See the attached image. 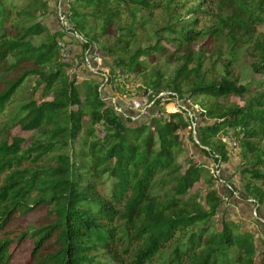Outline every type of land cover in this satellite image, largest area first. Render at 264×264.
I'll list each match as a JSON object with an SVG mask.
<instances>
[{
  "label": "trees",
  "instance_id": "obj_1",
  "mask_svg": "<svg viewBox=\"0 0 264 264\" xmlns=\"http://www.w3.org/2000/svg\"><path fill=\"white\" fill-rule=\"evenodd\" d=\"M68 1L70 31L82 35L91 20L102 24L100 34L88 31L93 39L107 37L133 7L151 13L160 6L153 0ZM41 5L46 6L42 0H0V71L16 74L0 76V116L7 128L32 131L35 137L25 152H18L19 146H0V176L5 175L0 185V264H16L26 243L31 245V264H264L252 236L241 234L234 222L223 220L217 229V204L207 210L186 199L206 170L179 162L186 150L178 131L190 125L184 112L153 118L151 127L125 122L102 96L107 83H79L67 75L58 37H50L38 20ZM166 29L172 33L168 42L180 48L203 35L187 26ZM242 29L253 31L248 24ZM43 34L48 40L36 44L34 38ZM138 34L134 25L129 36L119 34L107 47L114 57L108 84L115 85L116 75L126 72L141 77L146 91H170L185 100L182 87L194 77L188 98L199 105L203 120L214 121L199 127L202 151L220 166L229 161L221 137L239 138L252 167L241 174L249 177L246 187H253L263 202L264 57L253 67L252 84H240L231 75L208 80L199 74L200 67L188 70L186 61L164 89L150 62L171 50L158 37L156 45L136 48ZM85 41V49L93 47ZM32 78L50 101L25 96ZM250 94L242 107L219 104L222 98ZM40 208L48 211L44 220L25 225ZM132 240L140 247L130 252Z\"/></svg>",
  "mask_w": 264,
  "mask_h": 264
},
{
  "label": "rangeland",
  "instance_id": "obj_2",
  "mask_svg": "<svg viewBox=\"0 0 264 264\" xmlns=\"http://www.w3.org/2000/svg\"><path fill=\"white\" fill-rule=\"evenodd\" d=\"M153 1L160 4L156 11L149 13L136 7L131 8L129 12L125 13L124 19L110 30L107 37L93 39L92 36H87L89 30L100 34L102 29V24L93 20L87 25L85 32L81 31L83 37L85 36L91 46L104 57L105 66L110 67L114 61V57H109L107 47L114 44L119 34L129 36L131 34L128 35L129 28L135 25L139 33L136 48L156 45L155 38L158 37L164 42L162 46H167L171 50L168 54L154 56L150 62L156 74H158L156 79H159L162 85L161 88L168 89L170 82L175 78V72L183 67L186 61L189 62L188 70L200 67L199 74L206 76L208 80L219 81L221 77L231 75L237 78L240 84L253 83V67L264 57V0ZM42 2L46 6L41 5L37 14L38 20L42 22L50 37L57 36L58 40L65 42L66 51L62 54L58 49V53L60 61L69 66L66 70L67 75L79 83L95 82L101 86L99 78H91L82 70L80 53L83 44L72 38L71 33L73 31L69 30L72 23L67 19L66 23L62 24L58 18V11L64 10L66 12L69 1L42 0ZM196 8L202 11L200 13L191 12ZM244 24H248L249 28L251 26L253 31L246 33L247 31L242 29ZM167 26H172L173 29L187 26L194 31L201 32L203 35L192 46L175 47L168 42V39L172 37V33L167 31ZM46 40H48L46 34L34 38L36 44ZM197 60L200 61V65L197 64ZM2 75L8 78L16 76V74L10 72L0 71V76ZM193 80L194 77L187 80L182 87L185 100L179 99V102L184 106L191 105L195 107L196 105H193L188 98V89ZM25 85V96L35 94V99L39 102L51 100V97L46 96L43 87L38 86L37 78L30 79ZM131 85H133L132 87L137 96H141L146 92L145 88L141 87V77H133ZM253 87L251 90L255 92ZM105 89L102 93L104 97L113 93L121 96L127 95L121 88L116 87V84H107ZM262 90L264 91V88ZM84 92H81V96ZM252 96L250 94L244 97L222 98L219 100V104L226 107V109L242 107ZM172 109L170 108V110ZM155 114L156 110L149 109L148 112L140 116L137 122L147 123L151 127L150 122L155 118ZM197 117L200 126H211L214 123L213 120H203L200 112ZM4 122V118L0 116V146L4 144L19 146L18 152H25L29 149L35 139L34 132L24 131L20 128H7L4 126ZM97 130L101 131L102 129L98 128ZM81 136H83V133ZM228 137L229 140L222 136L221 140L228 148L229 161L218 166L201 148H197L192 143L188 132L182 135L186 153L181 156L179 162L184 167L187 166L188 162H192L203 166L206 170L201 181L193 187L186 199L201 204L207 210L210 205L217 204V214L214 217L217 229H221L223 220L234 222L240 229L241 234L252 236L257 254L264 253V201L260 202L253 187H246V184L250 181L249 177H244L241 174V172L252 168L249 165V155L244 147L240 146L239 138L237 139L234 135H228ZM259 146L262 147V143H259ZM216 171H219L220 175H216ZM4 177L5 175L0 176V185ZM228 186L233 189V194H229ZM257 186L261 185L258 184ZM158 194L163 195V192L158 191ZM257 207L263 222L256 221L253 218V212ZM47 214V210L40 208L24 224L30 226L39 223L44 220ZM17 223L15 222V224ZM139 247V243L132 240L128 248L130 252H133ZM30 250L31 245L26 243L15 263L31 264L27 260ZM99 259L106 260V257L100 256ZM130 260L128 259V262Z\"/></svg>",
  "mask_w": 264,
  "mask_h": 264
},
{
  "label": "built area",
  "instance_id": "obj_3",
  "mask_svg": "<svg viewBox=\"0 0 264 264\" xmlns=\"http://www.w3.org/2000/svg\"><path fill=\"white\" fill-rule=\"evenodd\" d=\"M62 1V0H58ZM58 18L62 24L66 23L67 15L64 10L58 11ZM73 39L79 41L81 44H85L86 41L78 32L73 31L71 33ZM65 42L63 40H59L58 42V49L62 54L66 51ZM80 62L82 70L91 78H99L102 83H109L111 78V68L105 66L106 62L104 57L98 53L94 47H89L85 49L83 47L80 53ZM132 78L129 74L122 73L116 75V87H119L125 92L127 95L121 96L116 95L115 93L111 94L110 96L103 98L107 100L109 106L114 109L115 113L122 118L125 122H137L141 115L145 114L149 111V109L156 110L155 118H159L161 115L169 114L172 112H184V116L187 120H189V127L186 131H178V134L181 136L188 132L189 136L193 138L194 145L197 148H203L202 143L200 140V132H199V121L197 114L200 112L201 109L198 105L195 107L189 105L184 106L179 102V98L177 95L171 93L170 91H158L157 93L148 90L144 92L141 96H137L135 90L133 89ZM106 88V87H105ZM101 89L102 93L106 89ZM171 102L170 104H167ZM170 106L173 107L170 110ZM196 112H198L196 114ZM225 139L229 140L228 136H224ZM216 175H220L219 171H216ZM229 194H233L234 191L231 187L228 186ZM253 218L256 221L263 222L258 208H256L253 212Z\"/></svg>",
  "mask_w": 264,
  "mask_h": 264
}]
</instances>
